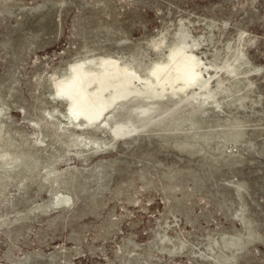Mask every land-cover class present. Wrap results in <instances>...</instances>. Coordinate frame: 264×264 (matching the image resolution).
<instances>
[{
	"label": "rangeland",
	"instance_id": "rangeland-1",
	"mask_svg": "<svg viewBox=\"0 0 264 264\" xmlns=\"http://www.w3.org/2000/svg\"><path fill=\"white\" fill-rule=\"evenodd\" d=\"M181 48L203 86L93 123L57 91ZM0 264H264V0H0Z\"/></svg>",
	"mask_w": 264,
	"mask_h": 264
},
{
	"label": "bare ground",
	"instance_id": "bare-ground-1",
	"mask_svg": "<svg viewBox=\"0 0 264 264\" xmlns=\"http://www.w3.org/2000/svg\"><path fill=\"white\" fill-rule=\"evenodd\" d=\"M171 58L172 60L169 65L158 66L156 71L152 72L154 82L151 80L144 82V85L150 88L148 90L150 92L144 88H129L132 82L131 74L127 73L128 71L126 72L124 69L117 68L115 62L105 60H102L100 64L103 69L102 75L89 73L85 69L86 65L89 64L85 62L72 67L70 70V82L60 84L57 91H59L60 96L64 95L67 98L70 104V116L76 120L82 118L88 123H93L98 121L114 104H117L120 100H128L132 94L135 95L134 99L137 97L140 100L146 97V99L152 100L161 98L166 90L175 95L178 92H184L192 86L200 87L205 84L201 82L199 70L201 65H199V61L192 56H186L184 48L176 50ZM89 63L93 65V62ZM110 68H112V71L107 70ZM161 78L163 79L161 80ZM95 82L98 87L96 86L97 91L93 94L88 89ZM177 83L180 84L178 85ZM108 90H111V93H107L108 97H106L105 92ZM148 112L149 109L139 111L142 115Z\"/></svg>",
	"mask_w": 264,
	"mask_h": 264
}]
</instances>
